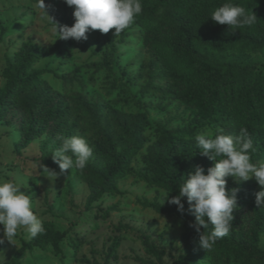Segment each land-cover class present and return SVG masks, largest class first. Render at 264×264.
<instances>
[{
  "label": "rangeland",
  "instance_id": "rangeland-1",
  "mask_svg": "<svg viewBox=\"0 0 264 264\" xmlns=\"http://www.w3.org/2000/svg\"><path fill=\"white\" fill-rule=\"evenodd\" d=\"M44 4L47 15L55 22L73 26L74 8L64 0H44ZM38 5L33 0H0V87L6 83L7 62H14L21 46L30 41L44 50L51 49L52 53L33 67L47 71L41 75L46 87L64 96L69 113L55 138L42 133L22 147L21 112L14 110L0 119V180L21 185L20 191L33 199V211L42 224H50L65 235L59 245L60 253L51 247L34 248L20 264H152L155 259L146 251L145 237L163 250V264H172L184 252L189 232L180 217L153 209V204L162 205L169 191L139 176L146 172L142 156L156 141L159 124L169 129L191 127L195 136H215L218 132L229 135L224 119L218 115L204 116L197 106L176 95L186 87L182 78L187 69L163 41H157L164 36L156 30V21L135 19L118 36L115 29L106 34L92 30L86 34V40H63L57 39L50 18ZM238 56L249 58L264 70V49L238 48L225 57L231 60ZM114 113L144 114L146 120L143 147L132 158L130 170L116 179L117 192L105 193L89 202L91 191L82 171L70 170L55 181L40 175L38 164L60 171L48 162H54L52 154L59 147V135L83 137L93 151L88 164L102 167L104 161L95 151L100 127L117 138L118 151L129 142L113 122ZM251 161L257 166L264 164V159L256 156H251ZM244 182L255 201L261 187L255 178ZM171 197L174 195L169 192ZM168 205L165 201L162 206ZM21 241L32 242L33 238L20 229L13 244L4 239L0 243V259L5 256L8 261ZM258 245L264 249V230ZM214 257L199 244L190 264H224Z\"/></svg>",
  "mask_w": 264,
  "mask_h": 264
},
{
  "label": "trees",
  "instance_id": "trees-1",
  "mask_svg": "<svg viewBox=\"0 0 264 264\" xmlns=\"http://www.w3.org/2000/svg\"><path fill=\"white\" fill-rule=\"evenodd\" d=\"M39 3V0H33ZM44 2V0H43ZM143 11L137 16L140 22L156 21V30L163 34V44L173 56L184 62L186 74L182 81L186 87L176 93L185 102L193 103L204 116L224 119L229 135L240 136V129L247 130L254 151L250 156L264 159V70L247 57L227 60L233 50L251 51L264 49V0H231L246 7L257 16L251 27L232 32L227 25L214 23L210 14L229 0H141ZM156 38L155 35H151ZM52 53L40 46L24 43L14 62L8 61L4 70L6 83L0 87V119L8 112L18 110L23 116V139L19 147L27 145L42 133L55 138L63 129V121L69 113L63 95L49 90L41 75L44 69L34 64ZM224 55V57H222ZM71 80L73 77H62ZM87 107L85 103H83ZM115 125L128 138V144L117 150L118 140L105 127H100L95 141V151L104 161L102 167L87 164L82 176L90 188L89 202L98 200L105 193L117 192L116 179L130 170L132 158L144 144L145 115L113 114ZM12 124L11 121L7 122ZM156 141L147 148L142 160L146 172L139 176L146 182L178 195V188L196 165L207 169L214 162L200 154L196 136L191 127L169 129L157 125ZM53 166L55 162L48 161ZM226 190L238 189L237 208L233 212L232 228L227 236L219 239L211 252L216 262L246 264L252 260L264 261V249L258 245L264 230V207L258 208L246 183H237L231 176L225 178ZM184 212L177 205L153 204L156 212L174 214L183 220L189 232L184 252L172 264H190L199 245V234L190 224L195 216L188 211L187 199L182 198ZM45 231L32 242L21 241L16 253L4 264H20L27 252L34 248L51 247L60 253V242L65 233L50 224H43ZM212 230L201 227V231ZM143 244L147 253L154 257L152 264H163V250L151 244L147 237Z\"/></svg>",
  "mask_w": 264,
  "mask_h": 264
},
{
  "label": "clouds",
  "instance_id": "clouds-1",
  "mask_svg": "<svg viewBox=\"0 0 264 264\" xmlns=\"http://www.w3.org/2000/svg\"><path fill=\"white\" fill-rule=\"evenodd\" d=\"M73 7L75 23L69 27L59 25L47 15L43 0H39L41 8L50 18L52 31L57 39L76 41L86 40L87 33L99 30L106 34L115 29L118 36L135 22L143 11L141 0H64ZM210 18L214 23L227 25L235 32L241 28L251 27L257 16L249 13L246 7L237 3H223L217 7ZM56 39V40H57ZM59 147L53 152L52 159L59 167V173L46 165L38 164L40 175L55 181L60 175H67L70 170L83 171L93 155L88 142L79 136L66 137L59 135ZM196 145L200 154L213 161L212 167L205 169L196 165L178 188V195L169 198L165 193L162 205L167 201L177 205L178 211L184 212L182 198L187 199L188 211L195 216V222L190 224L199 234L200 247L211 251L215 243L227 236L232 228L233 212L237 208L236 193L238 189L226 190V177L231 176L237 183L255 178L261 190L256 193L255 203L264 207V164L256 165L251 161L250 151H254L253 143L247 136V130L240 129V136L233 138L218 132L215 136L197 135ZM22 186L12 181L0 180V225H3V239L13 244L18 231L23 229L28 238H35L44 233L42 221L33 211V199L20 191ZM23 187H27L23 186ZM212 230L201 231V227ZM5 256L0 259L4 264Z\"/></svg>",
  "mask_w": 264,
  "mask_h": 264
}]
</instances>
